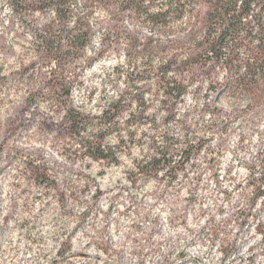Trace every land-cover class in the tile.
I'll use <instances>...</instances> for the list:
<instances>
[{"label":"rangeland","instance_id":"374dc122","mask_svg":"<svg viewBox=\"0 0 264 264\" xmlns=\"http://www.w3.org/2000/svg\"><path fill=\"white\" fill-rule=\"evenodd\" d=\"M229 1L0 0V264H264V0Z\"/></svg>","mask_w":264,"mask_h":264},{"label":"trees","instance_id":"16d2710c","mask_svg":"<svg viewBox=\"0 0 264 264\" xmlns=\"http://www.w3.org/2000/svg\"><path fill=\"white\" fill-rule=\"evenodd\" d=\"M13 1H15L18 4V3H20L21 0H13ZM256 1L257 0H241L240 5H239V0H230L229 2L230 3L232 2L234 4V6H240V8H244V11H241L240 10V12H238L240 14H238V16H236V17L240 18V21L239 22H241V16L242 15H248L250 13L251 8H252V4L255 3ZM219 3H222V0H219ZM230 10L231 9L228 8L225 11H223V13L226 15V17H227L228 14H231L230 13L231 12ZM227 25H229L230 29H232V28H235L237 26V23L232 22V20H231L230 22L227 23ZM224 39H225V36H222L221 39H218V41H216L215 44L216 45H221L223 43V40ZM82 45H85V43H83ZM174 88L175 87H172V89H174ZM69 113H70V115H69L70 125L73 126L74 128H77L78 127L77 125H78V122H79V120H78V114L75 113L72 109L69 111ZM107 114H108V112L105 111V116H107ZM112 117L113 116H109V118H107V121L110 122L112 120ZM74 130H75V132H77L76 129H74ZM2 140H3L2 142L5 143V144H4L3 154L0 156V161H1L2 157L6 153H8V154L10 153L9 154L10 155V158H12L11 157L12 156L11 147L13 146V141L11 139H8V138L5 140V137L4 136H2ZM101 147H102V145L100 144V146L98 147V149L99 148L101 149ZM97 155H100L102 158L105 157V154L104 153L97 154ZM163 156H165V153L163 154ZM151 162H153V160ZM63 180H64V182L66 181V179H64V177H63ZM69 190H71V189H69ZM262 233L264 235V227H263Z\"/></svg>","mask_w":264,"mask_h":264}]
</instances>
